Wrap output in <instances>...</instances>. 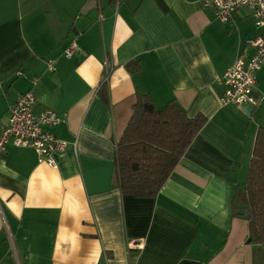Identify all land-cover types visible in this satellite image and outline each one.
<instances>
[{
    "label": "crops",
    "instance_id": "0c3cea01",
    "mask_svg": "<svg viewBox=\"0 0 264 264\" xmlns=\"http://www.w3.org/2000/svg\"><path fill=\"white\" fill-rule=\"evenodd\" d=\"M256 36L248 9L223 23L202 0H0V128L32 88L35 112L61 118L45 130L66 142L54 167L29 147L0 152V264H264L232 207L264 126V65L249 114L218 102L219 79L254 55ZM138 94L206 119L152 197L115 180Z\"/></svg>",
    "mask_w": 264,
    "mask_h": 264
},
{
    "label": "trees",
    "instance_id": "16d2710c",
    "mask_svg": "<svg viewBox=\"0 0 264 264\" xmlns=\"http://www.w3.org/2000/svg\"><path fill=\"white\" fill-rule=\"evenodd\" d=\"M138 67L131 61L125 68ZM206 119L188 117L173 100L157 108L138 94L131 116L115 144V180L121 193L155 196ZM235 214L247 220V241L264 250V126L256 132L243 190L232 201Z\"/></svg>",
    "mask_w": 264,
    "mask_h": 264
},
{
    "label": "built area",
    "instance_id": "2783aa9c",
    "mask_svg": "<svg viewBox=\"0 0 264 264\" xmlns=\"http://www.w3.org/2000/svg\"><path fill=\"white\" fill-rule=\"evenodd\" d=\"M204 7L213 10L215 17L223 23L229 22L233 14L242 8L250 12L253 23L257 27H264V0H202ZM255 48L254 55L249 60L238 56L227 67L219 82L225 85L222 96L218 97L220 105L234 104L236 106L254 105L252 90L256 83V72L264 65V36H256L246 41ZM75 43L70 44L64 54L71 55ZM48 70H53L52 60H47ZM20 70L16 74L20 75ZM105 74L104 80L107 79ZM35 84L36 81H33ZM36 97L33 89L21 93L10 105L6 121L0 128V152L5 145L12 143L16 147L32 148L39 163L55 166L53 153L65 148L66 142L57 139L45 130L46 126H53L61 121L56 112L45 108L35 112ZM130 247L142 248L141 242H130Z\"/></svg>",
    "mask_w": 264,
    "mask_h": 264
},
{
    "label": "water",
    "instance_id": "95a60500",
    "mask_svg": "<svg viewBox=\"0 0 264 264\" xmlns=\"http://www.w3.org/2000/svg\"><path fill=\"white\" fill-rule=\"evenodd\" d=\"M252 108H253L252 105L245 106L246 113L249 114V112L252 110Z\"/></svg>",
    "mask_w": 264,
    "mask_h": 264
}]
</instances>
